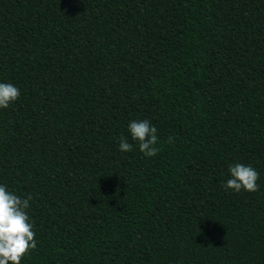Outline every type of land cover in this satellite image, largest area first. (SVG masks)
Returning <instances> with one entry per match:
<instances>
[{
  "label": "trees",
  "instance_id": "16d2710c",
  "mask_svg": "<svg viewBox=\"0 0 264 264\" xmlns=\"http://www.w3.org/2000/svg\"><path fill=\"white\" fill-rule=\"evenodd\" d=\"M0 83L21 264H264V0H0ZM237 163L258 191H225Z\"/></svg>",
  "mask_w": 264,
  "mask_h": 264
},
{
  "label": "clouds",
  "instance_id": "9594fccd",
  "mask_svg": "<svg viewBox=\"0 0 264 264\" xmlns=\"http://www.w3.org/2000/svg\"><path fill=\"white\" fill-rule=\"evenodd\" d=\"M19 96L17 87L0 83V109H7ZM128 131L132 141L138 143L139 151L146 157L158 154L157 129L149 120L131 121ZM172 141L173 137H169L168 143ZM119 149L121 152H131L133 144L128 142L127 137L121 136ZM229 173L230 178L223 185L225 191L252 193L259 190V173L252 166L237 163L229 167ZM31 199V195L22 199L0 184V264H21L22 259L37 247L33 224L27 212Z\"/></svg>",
  "mask_w": 264,
  "mask_h": 264
}]
</instances>
